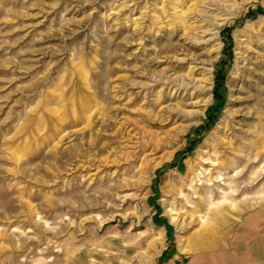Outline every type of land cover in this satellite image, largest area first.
I'll return each mask as SVG.
<instances>
[{"label":"rangeland","instance_id":"374dc122","mask_svg":"<svg viewBox=\"0 0 264 264\" xmlns=\"http://www.w3.org/2000/svg\"><path fill=\"white\" fill-rule=\"evenodd\" d=\"M249 214L264 0H0V264H169Z\"/></svg>","mask_w":264,"mask_h":264},{"label":"crops","instance_id":"0c3cea01","mask_svg":"<svg viewBox=\"0 0 264 264\" xmlns=\"http://www.w3.org/2000/svg\"><path fill=\"white\" fill-rule=\"evenodd\" d=\"M226 222V221H225ZM169 264H264V217L249 214L205 229Z\"/></svg>","mask_w":264,"mask_h":264},{"label":"trees","instance_id":"16d2710c","mask_svg":"<svg viewBox=\"0 0 264 264\" xmlns=\"http://www.w3.org/2000/svg\"><path fill=\"white\" fill-rule=\"evenodd\" d=\"M259 6V5H258ZM249 9H251V8H249ZM249 9H248V12H249ZM167 229H170V227L169 226H167Z\"/></svg>","mask_w":264,"mask_h":264}]
</instances>
